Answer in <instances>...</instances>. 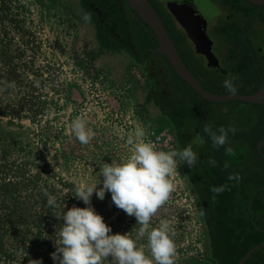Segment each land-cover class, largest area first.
<instances>
[{"label": "rangeland", "instance_id": "1", "mask_svg": "<svg viewBox=\"0 0 264 264\" xmlns=\"http://www.w3.org/2000/svg\"><path fill=\"white\" fill-rule=\"evenodd\" d=\"M211 1L221 11L225 5L229 8L230 20L219 17L217 24L225 30L234 29L226 36L219 34L222 38L216 50L222 59L230 46L234 60L228 66L236 72L216 77L214 70L198 65L193 72L213 94L233 95L225 90L223 81L234 76V95H251L259 84V69L263 71V55L252 48L249 38H258L257 47L264 45V29L260 26L264 5L258 7L247 0ZM139 18L130 15V38L132 48L144 61L154 33ZM93 35L79 14V0H0V264H53L50 253L55 251L56 232L64 223L56 215L63 211V205L65 211L73 205L86 207L75 199L73 188L102 181L99 168L103 163L125 159L130 149L124 137L137 126L144 128V140L157 150H177L169 121L152 104H145L148 78L134 55L99 51ZM243 40L251 42L252 51ZM146 52V56L150 54ZM151 52L173 91L176 79L169 66L160 54ZM188 93L206 122L213 120L217 127L250 132L264 112V104L209 102L192 89ZM76 116L96 133L86 145L71 133L70 121ZM260 133L264 137V126ZM169 136L171 142L166 143ZM199 147L194 148L201 154L203 147ZM230 148L235 153L226 155L228 162L239 163L244 151ZM246 158L248 179L263 183V160L255 152ZM169 179L173 190L151 225L157 226L161 218L171 219L176 244L174 264H217L211 255L201 202L184 167L182 170L178 165ZM242 179L245 184L247 177ZM101 186L98 183L96 187ZM45 190L55 194V207L46 206ZM91 205L111 227V234L138 227L135 217L117 208L107 191L103 200L94 192ZM259 226L261 229L262 223ZM263 241L260 235L247 244ZM256 252L255 258L260 256V263L264 262V246Z\"/></svg>", "mask_w": 264, "mask_h": 264}, {"label": "clouds", "instance_id": "2", "mask_svg": "<svg viewBox=\"0 0 264 264\" xmlns=\"http://www.w3.org/2000/svg\"><path fill=\"white\" fill-rule=\"evenodd\" d=\"M84 22L91 21V14L84 12ZM232 76L223 81L225 90L230 94L237 92ZM70 130L75 140L82 145L89 143L95 136L93 128L86 121L76 116L70 121ZM204 132L211 141L213 148L226 145L229 133L235 134L236 129L229 126H218L213 130L205 124ZM146 136L143 127L137 126L133 133L124 137L129 146L130 154L119 163H103L99 168L102 184H84L75 186V199L82 201L86 207L71 208L59 212L56 216L62 218L63 224L56 232L55 251L50 253L53 264H174L176 244L175 230L169 218H161L157 226L151 225V220L157 210L164 205L173 190L171 177L180 164L190 168L198 162V156L193 151V144H204V139L197 134L187 146L180 150H157L154 145L144 140ZM230 147L225 148L230 153ZM216 160L209 157L208 164L216 166ZM227 168V165H225ZM228 181L239 182V173H229ZM227 184L212 186L209 191L216 195L226 190ZM111 194V201L129 216H134L138 227L124 234H111L112 229L106 225L100 214L91 205V197L95 192L98 199L103 200L105 192ZM45 204L55 207L56 196L45 190ZM134 231V236L132 235ZM111 256V261L107 258ZM38 262V261H35ZM39 264V262H38Z\"/></svg>", "mask_w": 264, "mask_h": 264}, {"label": "trees", "instance_id": "3", "mask_svg": "<svg viewBox=\"0 0 264 264\" xmlns=\"http://www.w3.org/2000/svg\"><path fill=\"white\" fill-rule=\"evenodd\" d=\"M85 11L91 14V21L83 22L92 29L99 51H106L110 54L123 52L132 57L134 55L133 58L138 62L139 68L148 78L145 104H152L161 116L171 122L178 136L181 137L189 121L192 119L198 121L201 110L188 93L191 88L175 75L167 59L161 55L165 59L162 58L163 62L169 66L176 79L173 91L169 89L167 75L158 70L160 62L151 52L153 50V53H156L155 35L152 40L153 44L147 51L150 54L145 50L148 55L146 56L144 52L145 60L140 61L136 50L132 48L130 38L133 30V20L130 19V15L139 17L131 11L127 0H79L81 18ZM255 126L250 132L229 133L226 145L218 148H213L207 137L205 141L210 150L202 149L201 154H198L193 148L198 156V162L191 168L186 163L184 164L187 176L203 207V216L211 241V255L217 264H238L244 255L256 245L247 244L250 238L262 235V240L264 239L262 231L264 230V190L262 189L264 180L263 183L260 181L256 183V179L252 177L248 179L249 173L245 167H240L239 163L228 162L226 155L235 152H225L228 143L246 142L250 144L251 154L255 152L263 160L257 151V144L264 140L260 133V128L264 126L263 111ZM179 144L181 149L187 146L181 139H179ZM233 149H240V147L234 146ZM209 157L216 160L215 167L208 164ZM203 172L209 175V177L205 176L206 180L201 174ZM229 173H239L241 177L239 182L228 181ZM244 177H247L245 184L242 182ZM222 184H227L228 187L216 195L213 200V193L209 189ZM259 222L262 223L261 229H259Z\"/></svg>", "mask_w": 264, "mask_h": 264}, {"label": "flooded vegetation", "instance_id": "4", "mask_svg": "<svg viewBox=\"0 0 264 264\" xmlns=\"http://www.w3.org/2000/svg\"><path fill=\"white\" fill-rule=\"evenodd\" d=\"M153 1L157 4L159 11L155 8L152 1L149 0L150 4L152 5L154 10L158 14L159 18L161 19L165 28L167 29L170 37L172 38L175 44V47L178 53L180 54V57L182 58L184 64L186 65L190 73L202 85H204L206 88L209 89V87L201 81V78H199L193 72L194 71L193 69H197V65L200 67L203 66L204 69L214 70L216 77H222V76L228 77L230 76V74H233L234 72H236L235 68L229 69L230 66H228V64L230 65V63L234 60L232 52H229L228 50L230 46L227 49L226 54L224 55L222 54V59L216 50V46H218V41L219 43H221L219 38H222V37L220 35L226 36L225 35L226 33H229L230 30L234 29V27H232L230 29L225 30V28H222V25L219 26L217 24V20L219 17H226V19L230 20V16H227V13H229V8L227 5L223 6L224 10L221 11L211 0H153ZM161 17L164 18L168 26L165 24V22L163 21ZM178 17H179V20H182L185 23V25L180 23V21L178 20ZM251 17H253V15ZM256 17L258 16H255L254 18ZM260 26L261 28L264 29V22L261 23ZM251 27H248L246 31L249 30ZM215 34H217V38L215 37ZM225 39H229V38L225 37ZM255 39L257 40L258 38L257 37L249 38V40L253 43L252 48H254L256 51H258L259 49L260 50L258 51L259 55L260 54L263 55L262 56L263 59H261L263 71L261 70V68L259 69V72H258L259 79H257L259 84H258L257 89L254 90L251 94L256 93L259 90L261 84L264 83V45L257 47V45H255ZM249 40L246 43L244 40L243 41L246 45V48L252 51L250 48L251 42ZM224 47L226 48L225 45ZM181 80L184 82L186 86H189V84L186 81H184L183 79ZM199 118H198V121L195 119H192L191 121H189L181 137L178 136L176 129L171 124V122L168 120L172 126L170 131L173 136V141L175 142L177 150L181 149L180 144H179V139H181L185 145H188L189 143H191L194 137L197 134H199L205 141V139L208 137L207 134L204 132L205 124L211 125L213 130L217 128V124H214L213 120L206 122L202 112ZM199 146H202L204 151H207V149L210 150V148L208 147L209 145L206 141L204 142V144L199 145ZM199 146L193 144V148L199 147ZM234 146L240 147V149L244 151L243 153L244 155L239 162V166L246 167V163H247L246 156L251 153L250 144L246 142L230 143V145H228L227 147L233 148ZM263 148H264V145L261 147V150H263ZM180 165H181L182 170L184 167V171L187 176L188 173H187V170H185L184 164H180ZM201 174L203 175L204 180H206L205 176L209 177V175L206 172H203ZM262 231L264 232V230ZM256 251L247 260H245L243 264H264V262L260 263L261 261L260 256L255 258L257 254Z\"/></svg>", "mask_w": 264, "mask_h": 264}, {"label": "water", "instance_id": "5", "mask_svg": "<svg viewBox=\"0 0 264 264\" xmlns=\"http://www.w3.org/2000/svg\"><path fill=\"white\" fill-rule=\"evenodd\" d=\"M258 7L264 5V0H247ZM130 9L136 13L140 19L153 31L157 40V47L155 52L164 56L175 74L186 81L189 86L203 99L209 102H226L231 100L251 103V104H264V83L261 84L259 90L251 95H216L210 92L208 88L202 85L188 70L184 64L180 54L178 53L175 44L170 37L163 22L159 18L158 14L150 4L149 0H127ZM177 16V15H176ZM179 20V17H178ZM180 23L185 25L182 20ZM264 145V141H261L257 145V151L264 160V154L261 147ZM264 190V186L262 187ZM264 246V241L255 247L251 248L238 264H243L257 249Z\"/></svg>", "mask_w": 264, "mask_h": 264}, {"label": "built area", "instance_id": "6", "mask_svg": "<svg viewBox=\"0 0 264 264\" xmlns=\"http://www.w3.org/2000/svg\"><path fill=\"white\" fill-rule=\"evenodd\" d=\"M169 141L171 142V140H170V136L169 137H167V139H166V143H169Z\"/></svg>", "mask_w": 264, "mask_h": 264}]
</instances>
